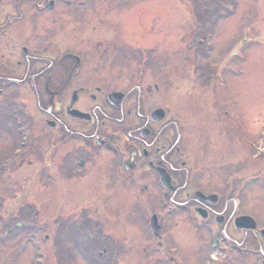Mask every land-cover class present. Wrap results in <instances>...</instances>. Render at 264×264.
<instances>
[{
    "label": "flooded vegetation",
    "instance_id": "flooded-vegetation-1",
    "mask_svg": "<svg viewBox=\"0 0 264 264\" xmlns=\"http://www.w3.org/2000/svg\"><path fill=\"white\" fill-rule=\"evenodd\" d=\"M143 2L152 0L101 8L93 0H0V122L8 149L21 145L26 157L6 164L7 179L18 165L60 190L52 244L70 242L72 261L80 255L84 264H264V211H247L238 195L214 196L192 186L197 174L217 165L206 162L201 131L176 113V121L169 120L168 109L161 108L162 120L151 119L159 108L146 102L161 105V88L142 82L143 70L157 62L149 38L156 37V24L143 27L139 18L147 12L134 9ZM121 11L119 26L112 18ZM162 78L166 85L172 81ZM166 89L164 102L172 91ZM179 119L186 129L182 146ZM211 119L221 120L216 114ZM14 122L22 124L17 133L23 142L12 136ZM80 181L100 187L97 197L88 190L86 199H70L67 191ZM91 214H103L107 223L87 222ZM244 215L253 222L237 220ZM13 230L29 242L33 228L6 232ZM42 240L48 250L49 235Z\"/></svg>",
    "mask_w": 264,
    "mask_h": 264
},
{
    "label": "rangeland",
    "instance_id": "rangeland-1",
    "mask_svg": "<svg viewBox=\"0 0 264 264\" xmlns=\"http://www.w3.org/2000/svg\"><path fill=\"white\" fill-rule=\"evenodd\" d=\"M106 2L120 3L119 0H93L95 8H101ZM230 2L235 6L233 13L213 17L215 22L211 28L206 25L212 14L194 11V8L206 6L216 14ZM141 4L134 9L147 12L139 18L143 27L149 29L150 21L156 24L153 26L156 37L149 38L157 45V62L150 69L143 70L142 82L157 83L162 93L158 94L162 106L152 105L151 100L146 104L153 106L150 107L152 110L156 107L168 109L169 120L174 116L176 121L174 113L180 118H188L189 124L201 131L198 144L205 148L206 162L217 164L207 168L205 175L197 174L191 185L222 195L232 192L241 198L247 211L251 208L264 211V0H152L151 4ZM112 13L109 12L108 21ZM121 13L112 18L119 26L123 18ZM198 38L203 39L200 45L196 43ZM151 42L143 40L142 45L149 46ZM164 68L165 73H162ZM166 68H169L167 75ZM162 74L172 81L166 85ZM169 86L172 88L170 98L164 102L166 95L163 94ZM33 106L36 109L34 103ZM213 114L221 120L213 123L214 119L209 120ZM0 121L3 122L1 118ZM2 122L0 170L8 160L14 161V151L6 146L7 135ZM176 125L180 127L179 146H182L186 129L182 130L180 119ZM18 129L23 130V127L18 128L14 122L12 136L20 139ZM227 132L233 138L232 146ZM2 172L5 173L4 170ZM30 176H34L35 181L31 178L26 180ZM43 177L46 176L43 174ZM54 177L51 174L52 180ZM4 178L6 176L0 177L3 181L0 182V264H84L80 255L71 260L75 249L70 242H62L61 248L52 244L57 226L55 212H60L54 202L60 190L51 181L50 186H46L44 180L38 179L37 171L19 169L18 165H15L10 181ZM143 183L148 184L146 181ZM141 187L136 186L134 193L140 194ZM98 188L96 184L84 185L80 181L67 192L70 199L82 201L87 198L88 190L89 195L97 197L94 192ZM69 196L64 198L69 199ZM76 205L84 207L79 203ZM28 206L32 207L30 213ZM15 222H29L35 228L34 240L27 242L17 230L7 233L6 230L13 228ZM87 222L105 225L107 218L103 214H91ZM45 226L48 228L46 231L43 230ZM44 233L49 235L48 250L40 246ZM54 246L57 247L55 253Z\"/></svg>",
    "mask_w": 264,
    "mask_h": 264
},
{
    "label": "trees",
    "instance_id": "trees-1",
    "mask_svg": "<svg viewBox=\"0 0 264 264\" xmlns=\"http://www.w3.org/2000/svg\"><path fill=\"white\" fill-rule=\"evenodd\" d=\"M227 6H231L232 8L234 7V4H232L231 2H230V4L228 3L227 4ZM226 4L224 5V7L222 8V9H218L217 10V13L218 12H227V9H226ZM197 9V10H196ZM196 10V12H200V11H207L208 13H211L212 15L209 17V19H213V17H215L216 16V14L215 13H212V10L210 9V8H208V7H206V6H203V7H200L199 6V8L197 7V8H194V11ZM198 18V17H197Z\"/></svg>",
    "mask_w": 264,
    "mask_h": 264
},
{
    "label": "water",
    "instance_id": "water-1",
    "mask_svg": "<svg viewBox=\"0 0 264 264\" xmlns=\"http://www.w3.org/2000/svg\"><path fill=\"white\" fill-rule=\"evenodd\" d=\"M162 117H163V111H161V110H156L151 115V118L155 121L161 119ZM162 180H163V178H162Z\"/></svg>",
    "mask_w": 264,
    "mask_h": 264
}]
</instances>
